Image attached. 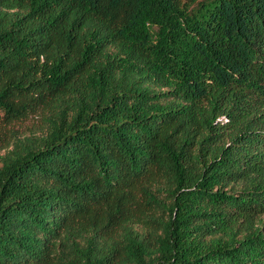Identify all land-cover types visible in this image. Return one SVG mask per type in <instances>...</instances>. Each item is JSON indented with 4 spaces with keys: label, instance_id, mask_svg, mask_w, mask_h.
Here are the masks:
<instances>
[{
    "label": "trees",
    "instance_id": "trees-1",
    "mask_svg": "<svg viewBox=\"0 0 264 264\" xmlns=\"http://www.w3.org/2000/svg\"><path fill=\"white\" fill-rule=\"evenodd\" d=\"M4 140L0 264H264V0H0Z\"/></svg>",
    "mask_w": 264,
    "mask_h": 264
},
{
    "label": "rangeland",
    "instance_id": "rangeland-1",
    "mask_svg": "<svg viewBox=\"0 0 264 264\" xmlns=\"http://www.w3.org/2000/svg\"><path fill=\"white\" fill-rule=\"evenodd\" d=\"M41 127L42 124L40 118L38 116H32L23 121L15 122L12 123L11 125H8L7 129H10V131L15 132V134L18 135L19 137H23L36 133L37 131H39ZM7 138L9 137L7 136ZM5 142L7 143V140L0 141V155H3V153L5 152V149L1 148L6 145L4 144ZM10 144H9V149L11 148Z\"/></svg>",
    "mask_w": 264,
    "mask_h": 264
}]
</instances>
